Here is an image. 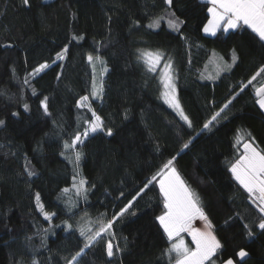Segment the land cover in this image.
Segmentation results:
<instances>
[{"label":"trees","instance_id":"obj_1","mask_svg":"<svg viewBox=\"0 0 264 264\" xmlns=\"http://www.w3.org/2000/svg\"><path fill=\"white\" fill-rule=\"evenodd\" d=\"M210 6L202 0H174L171 11L184 21L177 31L166 20L146 27L149 17L166 7L162 0H30L28 6L22 0H0V119L5 120L0 126V264H65L83 245L78 228L85 213L92 221L102 213L111 218L173 157L223 245L216 264L229 258L234 264H264V234L254 227L260 214L228 170L243 143L264 151V110L255 95L264 76L243 91L240 87L264 65V47L246 26L205 33ZM133 20L140 27L131 28ZM73 35L83 39L73 40ZM65 45V59L56 60ZM137 49L161 51L164 63L171 59L176 95L191 128L161 100L158 69L146 72L136 60ZM213 53L231 69L214 74L209 66ZM88 54L106 61L103 98L90 97L89 103L113 135L91 133L79 145L83 156L77 182L84 178L89 189L84 199L72 187L74 167L61 151L63 140L77 129L83 132L84 119L91 117L86 108L76 107L80 96L91 92ZM41 63L50 67L29 76ZM45 97L50 115L40 107ZM229 100L211 129L202 130ZM29 161L36 173L31 177L24 171ZM64 188L69 191L62 193ZM37 193L44 210L55 214L49 220L37 210ZM163 210L153 181L115 224L112 242L124 250L110 260L105 237L78 258L79 264H168L160 258L168 242L155 219ZM245 223L252 227L250 237ZM241 248L248 253L242 259L236 256Z\"/></svg>","mask_w":264,"mask_h":264},{"label":"snow or ice","instance_id":"obj_2","mask_svg":"<svg viewBox=\"0 0 264 264\" xmlns=\"http://www.w3.org/2000/svg\"><path fill=\"white\" fill-rule=\"evenodd\" d=\"M30 0H22L24 6L29 5ZM166 6L160 15L149 17V22L146 27L152 29L158 27L162 20H166L169 28L173 30H179L181 21L174 11L171 9L174 6V0H162ZM211 5L207 8L208 22L204 25L203 31L205 33H211L215 35L217 30L223 29L228 31L229 29H238L246 26L258 37L261 46L264 47V0H207ZM147 8V5H145ZM147 15V12L145 13ZM3 15V12H0ZM111 17H109V20ZM140 27V22L137 20L132 21L131 28L135 29ZM73 40L79 41L83 39V36H72ZM100 42H97L99 45ZM5 47L10 45H3ZM68 45L56 53V60H64L68 53ZM99 52V47L96 49ZM137 62H142L146 72L156 73L158 65L164 60V53L159 50L148 51L146 49L136 50ZM236 60V56L233 55V61ZM87 61L92 67V81L90 95H82L76 101V107L78 109H87L91 113L90 118L84 119V131L80 132L78 129L70 134L69 139H64L62 143L61 155L68 160L74 167L73 185L76 195L87 199L88 188L85 187L87 180L80 178L77 182V176L80 175L79 162L83 156V152L79 149V145L84 143V139L89 136L90 133L104 132L107 136L113 135V129L104 127V121L100 115L93 109L92 104L89 103L90 97L92 99H102L104 94L103 77L108 68L104 57L100 54L92 55L88 54ZM56 61L54 60L53 63ZM97 65L100 66V82H97ZM48 63H41L38 67L33 69L29 76L38 75L49 68ZM232 67L231 64L225 63L222 66H218V71H228ZM264 76V65H261L257 72L251 76L247 81V84H241V91L244 88L252 85L258 77ZM59 74L57 79H59ZM173 77V65L171 59L164 63L163 69H161L160 83L163 85V92L161 93L164 102L172 109H174L179 115L180 119L192 127V121L189 116L185 114L184 109L181 107L180 101L176 95V87ZM25 84H29V80L25 78ZM35 95V91H33ZM255 95L257 97L256 103L260 109L264 110V85L255 89ZM231 100L224 104V106L216 112L211 120L204 123L202 130H210L213 122L217 121L224 113L225 110L231 104ZM40 107L43 109L45 115H50L48 109V98L45 97L40 101ZM25 110H28V105H24ZM13 116L18 115L13 112ZM127 118V116H125ZM227 118L226 116L224 117ZM55 123V122H54ZM5 124V120L0 119V126ZM62 130V129H61ZM242 140V136L237 134V144ZM189 144L185 143L183 148H188ZM13 155H15L13 153ZM175 157L168 159L161 168L144 184L140 192L133 196L132 200H129L119 212L113 213L111 218H107L106 214H100V216L92 221L82 217L84 221L78 228L80 236L83 238V245L71 255L70 259H65V264H79L78 258L82 257L86 253L87 249L94 247L101 240L105 241L104 248L108 258H113L117 253L122 252L124 249L114 245L113 240L116 239L115 228L116 222L131 211L133 201L137 196L145 191L149 185L156 181L159 185L160 195L163 198V212L156 216V220L159 222L160 228L163 230V235L168 242V247L164 248L161 252V259L167 258L168 264H216L215 257L223 245L214 232V226L204 211L200 197L198 193L192 189L186 181L181 177L176 167L174 166ZM30 161L26 162L24 171L29 177L36 175V173L29 167ZM233 178L248 194V198L251 203L256 207L259 212L258 222L254 223V227L261 230L264 234V151L258 150L253 146V143L245 142L243 144V152L239 155V158L230 164L228 169ZM68 188L62 189V193H67ZM123 195V193H121ZM40 194L35 195V201L37 210L44 216L46 220L51 219L54 213H48L44 210L43 204L40 202ZM135 213H133L134 215ZM195 220H200L204 223L203 230L193 226ZM66 228H72V225L67 221L64 222ZM95 224L93 228L90 225ZM246 234L250 237L253 235L252 227L249 224H244ZM47 231V230H45ZM182 233H187L191 236L194 248H190L184 241ZM125 242L127 238L125 237ZM248 253L241 248L236 252V256L244 258ZM109 260V264H110ZM32 264H36L33 260ZM223 264H234L233 259L229 258L223 261Z\"/></svg>","mask_w":264,"mask_h":264},{"label":"rangeland","instance_id":"obj_3","mask_svg":"<svg viewBox=\"0 0 264 264\" xmlns=\"http://www.w3.org/2000/svg\"><path fill=\"white\" fill-rule=\"evenodd\" d=\"M228 31H229V30H228ZM226 32H227V31H226ZM213 54H214V55H213V56L211 57V59L209 60V66H210V68H212V71L214 72V74L217 75V74H220L221 72H223V71H218V66H222L223 64H225V62L221 60L220 56H219L217 53H213ZM219 58H220V59H219ZM163 67H164V62H161V64L158 65V67H157V69H158V73H159V79H160V75H161V69H163ZM99 74H100V66L97 65V75L99 76ZM173 82H174V81H173ZM161 86H162V90H161V93H162L164 89H163V85H162V84H161ZM161 93H160V98H161V100L164 102ZM164 104H165L170 110H172L176 115H178L177 112H176L174 109L170 108L165 102H164ZM178 116H179V115H178ZM90 134H91V133H90ZM243 144H244V143H243ZM243 144H242V146H241V152H240V154L243 152ZM193 226H194V227H197V228H200V229L203 230V228H204V223H203L202 221H200V220H195V221L193 222ZM181 235H182V237L184 238V241H185V238H186V237L189 239V241H190L191 244H192V248L195 247V245L192 243V240H191V236H190V235H188L187 233H182ZM185 243H186V241H185ZM241 259H242V258H241Z\"/></svg>","mask_w":264,"mask_h":264},{"label":"crops","instance_id":"obj_4","mask_svg":"<svg viewBox=\"0 0 264 264\" xmlns=\"http://www.w3.org/2000/svg\"><path fill=\"white\" fill-rule=\"evenodd\" d=\"M203 2H207V0H202ZM208 3V2H207ZM229 30H233V29H229ZM218 31V30H217ZM207 34H211V33H207Z\"/></svg>","mask_w":264,"mask_h":264}]
</instances>
